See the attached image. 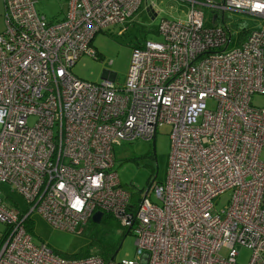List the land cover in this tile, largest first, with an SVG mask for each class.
I'll return each instance as SVG.
<instances>
[{"label":"built area","instance_id":"2783aa9c","mask_svg":"<svg viewBox=\"0 0 264 264\" xmlns=\"http://www.w3.org/2000/svg\"><path fill=\"white\" fill-rule=\"evenodd\" d=\"M2 1L0 264H238L237 245L251 251L247 264H264V108L251 104L264 94V0H179L188 18L161 19L162 40L133 48L123 85L86 81L71 68L95 55L97 32L126 28L142 0H66L55 22L39 14L38 0ZM227 11L263 24L239 39L216 25ZM164 124L166 177L135 203L113 168L114 148L153 140ZM226 190L229 204L217 212L213 199ZM96 212L132 229L136 259L66 258L26 228L36 213L80 231Z\"/></svg>","mask_w":264,"mask_h":264},{"label":"rangeland","instance_id":"374dc122","mask_svg":"<svg viewBox=\"0 0 264 264\" xmlns=\"http://www.w3.org/2000/svg\"><path fill=\"white\" fill-rule=\"evenodd\" d=\"M149 6L153 13L147 10ZM35 7L48 21L55 22L66 8V0H38ZM204 11L207 25H215L212 23L211 10L205 8ZM164 18L185 21L188 18V8L179 0H142L132 20L126 24V28L112 25L95 34L92 47L98 55L95 57L82 55L72 66V73L80 79L93 83H100L110 78L114 83L123 85L127 79L133 48L142 45L145 41H161L162 37L157 33V28ZM223 21L219 18L216 25L227 24L234 37L244 28L259 27L263 24L262 20L249 14L234 11H227ZM3 30L4 9L0 0V32ZM251 104L264 108V94H253ZM207 106L213 108L214 102L208 100ZM36 120V116H29L28 124H34ZM169 132V125H160L156 128L153 140L135 139L122 142L114 148L113 168L121 185L132 193V201L135 203L152 183L163 182L166 177L170 154ZM261 159L264 160V152L261 154ZM1 186L2 194L10 195L21 208H26L27 202L19 193L11 191L7 184ZM231 194V190H226L213 199V206L217 212L222 211L229 204ZM149 199L159 203L154 193L150 194ZM30 219L33 242L45 243L61 256L98 254L99 244L105 243L110 246L120 244L114 260L137 258L132 229L122 227L113 215L105 214L104 219L99 223L89 221L82 230L73 232L54 227L36 213L31 214ZM2 227L3 225L0 224V230ZM236 250L237 263L247 264L251 251L240 245L236 246Z\"/></svg>","mask_w":264,"mask_h":264},{"label":"trees","instance_id":"16d2710c","mask_svg":"<svg viewBox=\"0 0 264 264\" xmlns=\"http://www.w3.org/2000/svg\"><path fill=\"white\" fill-rule=\"evenodd\" d=\"M247 31H248V28L242 29L239 32V34H238L239 39L244 38L246 36V32ZM138 46H140V45H138ZM97 55L98 54L95 53L94 57L97 56ZM103 219H104V217L101 219V221ZM25 222H26L27 230L32 234V220L30 218H27ZM119 246H120V244H118L117 246H110V245L105 244V243H100L99 244V253L98 254H100L101 256H103L106 259L114 258V255H115L116 251L118 250ZM87 255H89V253L88 254H83V255H80V256H72V257L64 256V255H62V256L66 257V258H80V257H84V256H87Z\"/></svg>","mask_w":264,"mask_h":264},{"label":"water","instance_id":"95a60500","mask_svg":"<svg viewBox=\"0 0 264 264\" xmlns=\"http://www.w3.org/2000/svg\"><path fill=\"white\" fill-rule=\"evenodd\" d=\"M101 218H102V212H96L92 216V221L95 222V223H99L101 221Z\"/></svg>","mask_w":264,"mask_h":264},{"label":"crops","instance_id":"0c3cea01","mask_svg":"<svg viewBox=\"0 0 264 264\" xmlns=\"http://www.w3.org/2000/svg\"><path fill=\"white\" fill-rule=\"evenodd\" d=\"M2 3H3V1H2ZM3 9H4V7H3ZM64 10H65V9H64ZM63 12H64V11H63ZM62 16H63V13L61 14V17H60L59 19H61V18H62ZM59 19H58V20H59Z\"/></svg>","mask_w":264,"mask_h":264}]
</instances>
